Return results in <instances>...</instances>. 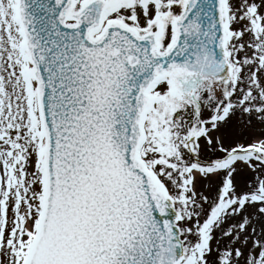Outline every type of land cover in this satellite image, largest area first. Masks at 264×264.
I'll return each mask as SVG.
<instances>
[{
    "label": "snow or ice",
    "instance_id": "snow-or-ice-1",
    "mask_svg": "<svg viewBox=\"0 0 264 264\" xmlns=\"http://www.w3.org/2000/svg\"><path fill=\"white\" fill-rule=\"evenodd\" d=\"M0 264H264V0H0Z\"/></svg>",
    "mask_w": 264,
    "mask_h": 264
}]
</instances>
